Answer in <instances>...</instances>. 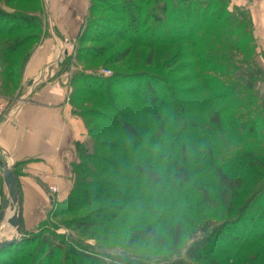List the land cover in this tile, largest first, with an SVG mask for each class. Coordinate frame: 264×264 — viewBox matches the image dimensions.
<instances>
[{
  "label": "trees",
  "instance_id": "16d2710c",
  "mask_svg": "<svg viewBox=\"0 0 264 264\" xmlns=\"http://www.w3.org/2000/svg\"><path fill=\"white\" fill-rule=\"evenodd\" d=\"M96 1L98 0H89L87 26L81 32L80 40L86 38L85 30L90 25V16L96 8ZM4 2L7 4L19 2L34 6L36 0H5ZM204 4L208 5V1L201 0V7ZM221 4V9L212 14H209L206 9L201 13L200 8L197 7L192 16L188 9L189 2L185 1L186 10L184 11L187 14H184L183 9L177 6L170 9L177 18L179 17L178 28L168 26L167 22L163 21V17H158V22L151 24L149 28L151 29L150 38L147 41H150L151 37L155 40L152 41L154 43L148 45L149 54L146 64L152 63L155 44L173 45L179 39L190 47V51L186 53L179 51L166 60L164 68L168 69L185 59L189 61V63H181L179 68L186 72H191L190 70L195 72L188 76V82L194 84L191 89H179V82L176 80H164L155 74L143 71H141L142 73L115 72L106 78L83 75L79 72L80 76L73 78V80H77L80 87L73 90L68 102L71 106L74 105L72 111L76 115L88 118L87 123L83 118L82 120L87 129V140L92 142L93 150L89 153L85 148V142L74 143L77 161L70 164L72 186L62 202L52 204L47 218L73 214L93 204L108 201L110 196L115 198L114 192H110L113 190L114 183L101 172L100 161L102 159L96 155L97 145L111 144L114 146L112 152L117 155L116 161L125 164L119 170L127 171L128 178L133 177L132 183L141 180L146 183L159 182L161 175L153 163L159 161L156 157L157 154L164 153L171 156V151L178 145V152L171 164L175 170L172 177L177 182L176 186L181 188L191 182L193 175L190 173L191 170L185 167V163L188 160H194L190 154L203 152L199 159V161H203L202 171L204 169L212 170L216 180V190L211 195L201 185L193 183L192 186L200 196L198 204L202 207V214L210 210L224 214L222 225L217 228L221 229L220 232H227L225 236L229 241L226 243L229 245L232 242H240L241 244L238 243L236 248L240 253H243L248 249L249 241H264V230H261L260 233L255 230L256 226L261 227L260 224L264 220V183L259 186L257 181L251 180L248 175L255 174L256 176L257 171H264V91L261 92L264 87V68H260L255 61L256 54L252 50L255 42L251 31L252 27H249L250 31L245 27L247 24L251 26L250 18L249 21L247 20L248 12L243 9L237 12L230 11L228 0ZM19 12L21 11L19 10ZM8 16H12L14 20L17 15L13 13ZM17 17L22 24H27L28 19L24 15L21 14ZM220 19H223L221 24L219 23ZM13 20L7 23L9 24L7 27L3 23V17L0 16L1 93L7 95L18 90L20 80L18 72L23 70L31 54V51L25 53L17 63L12 62V57L24 48L23 45H19L20 42L23 43V39L18 40L16 39L18 37H12L10 41V37L21 30L11 27ZM103 26L101 25L99 30H95V33L98 35L106 33L105 30L108 26ZM112 30L119 34L114 25ZM156 30H160V34L157 32V35L152 36ZM200 44V50H195ZM226 48L237 49L241 55L243 54V63L249 66L247 73L250 84L253 82L255 89L238 76L234 75L235 77L232 79V75L228 74V70L238 71L239 69L231 65L230 56L224 53ZM129 52V49H124L120 56L112 59V62H121ZM247 54L250 55V58ZM212 61L215 64L207 67V64ZM239 74L242 75V73ZM257 85L259 86L256 88ZM185 95L199 97L194 102L199 106L193 107L192 111L195 114H206L205 124L197 125L184 119L188 113L187 105L189 103H180L179 98ZM166 100H169L172 105L176 103V111L173 113L167 111L162 115ZM75 104H79L80 107H76ZM170 114L173 115V118H169ZM91 120L99 122L97 127L91 125L88 128L87 124ZM162 132H167L172 137L166 150L157 149L165 142L159 138ZM94 135L115 138L111 141L95 143ZM200 143L204 146L202 149L197 147V144ZM237 148L239 149L237 150ZM200 149L201 151H198ZM239 150H242L244 154L243 159L249 160L247 164L237 165V159L241 156L240 153H237ZM239 160L242 159L239 158ZM231 161L234 162L231 163ZM252 187L255 190L244 205L239 204L240 207L235 211V213L238 211L236 215L228 218L227 216L232 215L234 208L243 198H241L243 192ZM141 189L145 188H138V190ZM135 194L139 195V193ZM247 196L244 197V201ZM131 203L132 201L129 204ZM120 206L122 205H116V208L118 209ZM103 210L104 207H96L89 214L83 217L69 218L63 224L86 235L92 228L103 226L118 218L117 211ZM252 211L253 213H251ZM203 218L206 223L199 227L197 232L205 234L207 239L211 223L209 219ZM36 230L38 231L35 233H24L21 240L15 245L0 250V264H17L24 257L25 252H32V264H50L57 246L47 240L43 226L39 225ZM169 233L173 247L179 250L185 233L184 224L180 221L176 222ZM51 234L60 236L55 232ZM159 237L154 228L145 225L143 228L131 231L129 242L137 244L139 241L152 240L163 246L165 244L163 237H160L161 239ZM219 239L225 242L223 238ZM197 248L200 247H188L185 256L189 260H198L201 255L196 253ZM102 253L105 255V252ZM77 256L79 253L76 249L69 247L63 254L60 264H81V258H77ZM184 263L181 259H177V261L167 264Z\"/></svg>",
  "mask_w": 264,
  "mask_h": 264
},
{
  "label": "rangeland",
  "instance_id": "374dc122",
  "mask_svg": "<svg viewBox=\"0 0 264 264\" xmlns=\"http://www.w3.org/2000/svg\"><path fill=\"white\" fill-rule=\"evenodd\" d=\"M4 1L5 0H0V16L3 17L4 25L8 27L9 24L7 23L13 20L12 16H8L9 14L14 13L17 16H21L22 14L28 19L27 24H22L17 19V16L16 19L12 21L11 27L21 30L13 34L10 37V41L12 37H18L16 38L18 40L21 38L23 39V43L20 42L19 45L24 46L21 51L12 57V62L17 63L25 53L32 52L33 49L41 45V43L48 38V22H51L53 28L56 27V25L60 28L61 32L59 30L57 32L61 35L57 38V41L63 49H66L67 53L64 54L61 52V54H58L61 57L60 60L58 62L53 61L52 63L54 64L49 70L55 71V76L59 78V82L63 84L66 90V100L69 101V97L73 93V90L80 87V84L76 82L77 80H73L74 77H79L80 73L83 75H94L96 77L106 78L110 77V75L115 72L139 73L143 71L144 73L149 72L155 74L164 80L174 79L179 82V89H191L194 84L188 82V76L195 72H192V70H190L191 72H186L179 68L181 63H189V61L185 59L168 69L164 68L166 60L173 57L179 51L183 53L190 51V47L179 39H177L173 45L155 44L153 47L155 49V55L153 56L152 63L150 65L146 64L149 54L148 45L154 43L152 41L155 40L151 37V40L147 41V39L150 38L151 29L149 28L151 24L158 22V17H163V21L167 22L168 26L171 28H178L177 23L179 17L177 18L175 13L170 9L177 6L183 9L182 12L184 14H187L184 11L186 10L184 7L185 1L189 2L188 9L190 15L193 16V12L197 7L200 8L201 13L204 9H206L209 14L217 12V10L221 9V2L226 3L227 0H206L208 1V5L205 6L204 4L202 7L201 0H98L95 2V10L90 16V25L85 30V40H80L79 37L84 27L87 26L89 0L86 2L87 6L85 10L76 13L74 17H70V12L72 11L71 5L74 0H58V3L64 4L65 8L63 11L61 10V12H58V10L55 11L51 6V14L49 13L51 19H49L48 22L46 19V15H48L47 3L48 1L50 3V0H36L34 6L19 2L7 4ZM228 1L230 11L237 12L243 9L248 12L249 16L247 15V20L249 21L250 18L251 26L247 24L245 27L248 28V30L249 27H252L251 31L255 40L252 50H254L256 54L255 61H257V65L260 68H264V52L260 50L258 40L255 37V27L249 10L248 0ZM128 4H130V6H128ZM19 10L21 12H19ZM70 18L71 20H69ZM222 21L223 19H220L219 23L221 24ZM101 25H104L103 27L108 26V28L105 30L106 33L98 35L95 33V30H99ZM113 25L115 29H118L119 34L112 30ZM159 31L160 30H156L152 36L157 35ZM171 37L173 38L175 36ZM247 45L249 47V43ZM1 46L0 41V47ZM83 47H86V49H83ZM200 48L201 44L196 47L195 50H200ZM124 49H129V54L121 62L113 63L112 59L114 57L116 58V56H120ZM57 51L54 45L51 46V60L55 58ZM224 53L230 56L231 65L239 69L238 71H234L233 69H231V71L228 70V74L232 75V79H234V75H236L250 84V78L247 73L249 66L243 63V54L241 55L237 49L229 48H226ZM247 56L250 58V55L247 54ZM214 64V61H212L207 64V67L210 65L213 66ZM223 68H225V66H223ZM105 71H110V75H99ZM22 73L23 70L18 72L20 76L18 84H20L19 86H22L21 89L24 90L26 85L24 84V79L21 77ZM239 73H242V75ZM227 77L230 78V76ZM261 84L263 85V83ZM258 86L259 85H257L256 88ZM250 87L255 89L253 82L250 84ZM263 89H261V92L264 91ZM184 97L189 96L185 95L179 98L180 103H189L187 105L188 113L184 116V119L187 122H193L197 125L205 124L206 114H195V112L192 111L193 107L199 106L198 104H194L199 97ZM204 97L206 96L204 95ZM73 106H71V109H73ZM75 106L80 107L79 104H75ZM167 111L171 113L176 111V103L172 105L169 100H166L164 110L161 112L162 115ZM73 114L76 115L74 112ZM76 116L81 120L83 118L85 122L88 121L87 117L85 118L83 116L81 118L78 115ZM169 118H173V115L170 114ZM91 122L88 123L89 125L87 124L88 128H90L91 125L97 127L99 123L95 120H91ZM83 124L85 126L84 122ZM114 138L115 137L111 136L94 135L93 140L96 143L97 141H111ZM159 138L163 139L165 142L162 146H158L157 149L166 150L172 137H170L167 132H162ZM87 139L84 141L85 148L91 153L93 150L92 142ZM197 147H201L202 149L204 146L200 143L197 144ZM112 148H114V146L111 144L103 146L97 145L96 155L102 159V161H100L101 172L106 174V178L114 183V187H112L113 190L110 192H114L115 198L110 196L108 201H104L100 204H93L73 214H64L55 218L49 216V218L40 225L43 226L44 231H46L44 235L47 236V240L54 246H57V249L54 250L55 255L50 264H60L63 254L69 247L75 248L77 253H79L77 258H81V264H167L175 262L177 259H181L187 264H264V241H249L248 249L240 253L236 248L240 242H232V244L228 245L226 241L228 242L229 239L225 236L227 232H220L221 229L219 227L217 228V226L222 225L224 214H220L219 211L215 210L207 211L204 214L201 213L202 207L198 204L200 196L197 194L192 184L201 185L208 190L211 195H213L216 190V180L212 174V170L204 169L202 171L201 166L203 165V161H199V159L201 155H203V152H196L193 155L190 154L194 160L186 161L185 167L191 170L190 173L193 175L191 176V182L181 188H177V182L172 177V173L175 170L171 164L174 162L173 160L178 152V145L171 151V156L164 153L157 154L156 157L159 161L153 162L155 165L154 167L158 169L161 175L160 181L157 183H146L144 180L132 183L133 177L131 176V178H128L127 171L119 170L125 164L121 161H116L117 155L112 152ZM201 149L198 151H201ZM238 149L239 148H237V150ZM237 153L241 154L239 158L242 159H237L238 166L249 162L247 158L243 159L244 154L242 150H239ZM74 161H77L76 155ZM233 162L234 161H231V163ZM256 174V176L255 174L248 175L251 180L257 181V184L260 186L264 183V171H257ZM139 187H144L145 189L138 190ZM254 190L255 189L252 187L243 192L241 195V198H243L234 208L232 215L227 216L228 218L236 215L238 211L236 213L235 211L240 205H244ZM135 193H139V195ZM246 196L247 198L244 201V197ZM131 201L132 203L129 204ZM116 205L122 206L117 209ZM96 207H104L105 211H117L119 213L118 218L103 226L92 228L86 235L73 228L66 227L63 224L69 218H78L89 214L90 211ZM251 213H253V211ZM203 217L209 219L211 223V228H209L207 232V239L205 234L202 235L201 232H197V229L206 223ZM178 221L184 224L185 233L179 245L180 249L176 250L170 240L169 232ZM145 225L154 228L157 234L161 238L163 237L162 239L165 242L163 246L152 240L130 244L129 237L131 231L133 229L143 228ZM260 225L261 227L256 226L255 229L258 233L264 230V220ZM37 231L38 230L33 232L35 233ZM53 232L60 236L51 234ZM220 237L223 238L225 242L220 240ZM20 240L21 238L19 241ZM190 246L200 247L196 249V253H200L201 255L198 260H189L185 256L186 250ZM102 252H105V255ZM31 253L25 252L24 257L17 262V264H32ZM45 254H47L46 251Z\"/></svg>",
  "mask_w": 264,
  "mask_h": 264
},
{
  "label": "crops",
  "instance_id": "0c3cea01",
  "mask_svg": "<svg viewBox=\"0 0 264 264\" xmlns=\"http://www.w3.org/2000/svg\"><path fill=\"white\" fill-rule=\"evenodd\" d=\"M86 2L74 0L70 17L84 11ZM248 2L255 37L264 52V0ZM47 5V22L51 19V6L58 12L65 8L58 0H50ZM58 30L61 32L58 25L53 28L51 22L47 23L48 38L33 49L24 65L21 76L26 85L24 90L18 86L20 88L14 93L2 94L0 80V158L12 166L16 176L21 200L22 236L35 231L47 219L52 204L67 197L72 186L70 164L75 158L74 143L87 139L86 127L73 114L63 84L55 76V71L49 70L53 61L60 60L58 54L67 53L57 41L61 35ZM53 45L58 51L51 60ZM49 186H55L57 191L50 192ZM6 196L0 171V205ZM12 214L7 210L0 222V241L14 234V229L6 223Z\"/></svg>",
  "mask_w": 264,
  "mask_h": 264
},
{
  "label": "water",
  "instance_id": "95a60500",
  "mask_svg": "<svg viewBox=\"0 0 264 264\" xmlns=\"http://www.w3.org/2000/svg\"><path fill=\"white\" fill-rule=\"evenodd\" d=\"M0 171L7 191V196L0 205V222L4 220L5 212L11 210L13 214L6 219V223L14 229V234L9 239L0 241V250L15 245L22 237L20 196L16 176L11 165H8L0 158Z\"/></svg>",
  "mask_w": 264,
  "mask_h": 264
},
{
  "label": "built area",
  "instance_id": "2783aa9c",
  "mask_svg": "<svg viewBox=\"0 0 264 264\" xmlns=\"http://www.w3.org/2000/svg\"><path fill=\"white\" fill-rule=\"evenodd\" d=\"M99 75H101V76H109L110 75V71H105L103 73H100ZM49 191L52 192V193H55L57 191V189H56L55 186H50L49 187Z\"/></svg>",
  "mask_w": 264,
  "mask_h": 264
},
{
  "label": "bare ground",
  "instance_id": "6f19581e",
  "mask_svg": "<svg viewBox=\"0 0 264 264\" xmlns=\"http://www.w3.org/2000/svg\"><path fill=\"white\" fill-rule=\"evenodd\" d=\"M62 49V48H61Z\"/></svg>",
  "mask_w": 264,
  "mask_h": 264
}]
</instances>
